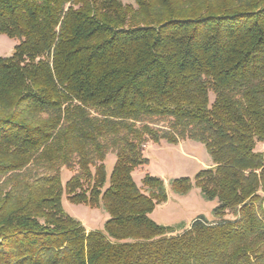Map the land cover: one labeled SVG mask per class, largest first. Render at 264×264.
Segmentation results:
<instances>
[{"label": "trees", "instance_id": "16d2710c", "mask_svg": "<svg viewBox=\"0 0 264 264\" xmlns=\"http://www.w3.org/2000/svg\"><path fill=\"white\" fill-rule=\"evenodd\" d=\"M0 34L18 40L0 57V264H264V0H0ZM184 139L213 166L170 187L216 199L215 219L168 236L163 180L145 193L132 172L148 141ZM63 195L104 209L103 231Z\"/></svg>", "mask_w": 264, "mask_h": 264}, {"label": "rangeland", "instance_id": "374dc122", "mask_svg": "<svg viewBox=\"0 0 264 264\" xmlns=\"http://www.w3.org/2000/svg\"><path fill=\"white\" fill-rule=\"evenodd\" d=\"M120 1L124 4L134 5V0ZM17 43L16 38L0 34V57L11 56ZM164 125L165 123H159L157 126ZM256 149L264 151V141L257 143ZM143 152L148 159V164L135 168L132 177L145 193L147 190L141 183L145 175L159 177L163 180L167 200L157 204L150 217L157 224L174 226L175 232L168 236L181 233L198 215H204L209 221L215 219L213 209L217 204L216 199L205 198L196 186H192L185 194L174 192L170 187V182L174 179L180 177L192 179L198 170L213 166L211 157L203 144L190 139L179 140L177 144H169L165 141L155 144L148 141L143 146ZM114 159V155L109 154L105 160L107 175L112 169ZM73 173L74 170L62 169V181ZM62 206L67 214L79 220L86 230L103 231L108 214L101 207L89 208L83 204H72L66 200L65 195L62 197ZM224 218L232 220L234 215L227 212Z\"/></svg>", "mask_w": 264, "mask_h": 264}, {"label": "crops", "instance_id": "0c3cea01", "mask_svg": "<svg viewBox=\"0 0 264 264\" xmlns=\"http://www.w3.org/2000/svg\"><path fill=\"white\" fill-rule=\"evenodd\" d=\"M260 151V150H259ZM264 154V151H261ZM151 215V214H150Z\"/></svg>", "mask_w": 264, "mask_h": 264}]
</instances>
